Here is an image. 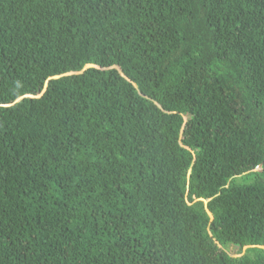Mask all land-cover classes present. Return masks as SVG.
Wrapping results in <instances>:
<instances>
[{
	"label": "trees",
	"instance_id": "16d2710c",
	"mask_svg": "<svg viewBox=\"0 0 264 264\" xmlns=\"http://www.w3.org/2000/svg\"><path fill=\"white\" fill-rule=\"evenodd\" d=\"M0 264H264V0H0Z\"/></svg>",
	"mask_w": 264,
	"mask_h": 264
},
{
	"label": "rangeland",
	"instance_id": "374dc122",
	"mask_svg": "<svg viewBox=\"0 0 264 264\" xmlns=\"http://www.w3.org/2000/svg\"><path fill=\"white\" fill-rule=\"evenodd\" d=\"M69 74H71V73H68L67 75H69ZM246 247H244L242 250H241V253H243V251H244V249H245ZM225 249V252L226 253H228L229 255H231L232 257H237L238 255H237V249H236V247H234V246H229V247H226V248H224ZM239 257V256H238Z\"/></svg>",
	"mask_w": 264,
	"mask_h": 264
},
{
	"label": "water",
	"instance_id": "95a60500",
	"mask_svg": "<svg viewBox=\"0 0 264 264\" xmlns=\"http://www.w3.org/2000/svg\"><path fill=\"white\" fill-rule=\"evenodd\" d=\"M89 67H94V66H92V65H86V66L83 68V70H85V69H87V68H89ZM83 70H82V71H83ZM117 70H118V72L121 74V72H120V70H119L118 68H117ZM65 75H67V74H65ZM45 86H46V85H45ZM44 90H45V88L43 89L42 93L44 92ZM42 93H41V94H42ZM20 99H21V98H20ZM20 99H18V100H20ZM18 100H17V101H18Z\"/></svg>",
	"mask_w": 264,
	"mask_h": 264
},
{
	"label": "clouds",
	"instance_id": "9594fccd",
	"mask_svg": "<svg viewBox=\"0 0 264 264\" xmlns=\"http://www.w3.org/2000/svg\"><path fill=\"white\" fill-rule=\"evenodd\" d=\"M92 66H93V65H92ZM94 67H95V66H94ZM89 68H90V67H89ZM114 68H116V70H117L118 67H114ZM118 69H119V68H118ZM117 71H118V70H117ZM118 73H119V72H118ZM119 74H120V73H119ZM120 75H122V74H120ZM45 85H46V84H45ZM45 87H46V86H44V88H45ZM44 88H43V89H44ZM42 91H43V90H42ZM44 91H45V90H44ZM41 93H42V92H41ZM41 93H40V95H41ZM42 94H43V93H42ZM40 95H39V96H40ZM256 170H259V169H256Z\"/></svg>",
	"mask_w": 264,
	"mask_h": 264
}]
</instances>
